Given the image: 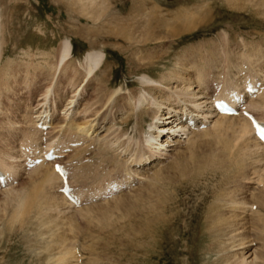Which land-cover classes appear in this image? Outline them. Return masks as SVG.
I'll return each instance as SVG.
<instances>
[{
    "label": "rangeland",
    "instance_id": "rangeland-1",
    "mask_svg": "<svg viewBox=\"0 0 264 264\" xmlns=\"http://www.w3.org/2000/svg\"><path fill=\"white\" fill-rule=\"evenodd\" d=\"M0 24V165H9L10 171L22 176L11 189L0 191V264H264V182L257 179L264 177L263 162L244 170L231 165L214 181H192L195 158L202 159L211 148L202 142L196 147L197 156L189 159L192 135L182 134L172 141L173 146L167 142L159 148L166 155L157 153L154 163L138 169L131 190L76 209L55 199L59 194L43 181L51 165L24 173L17 151L18 132L43 140L30 124L33 114L44 109L45 97L55 99L61 111L82 84L74 98L77 110L88 106L90 114L100 110L99 116L112 121L106 127L117 129L136 150L133 158L128 153V158L122 155L120 160L137 158L143 144L149 148L147 136L157 131L153 126L160 121L147 109V100H138L147 95L142 90L144 74L160 79L180 59L193 56L199 68L206 64L205 78L212 69L216 77L226 72L227 65L236 71L246 62L252 66L264 62V58L256 60L264 55V0H0ZM150 27L158 33L151 35ZM65 39L73 43V57L61 62ZM92 50L104 51L106 61L88 82L82 63ZM117 90L121 96L115 94ZM263 95L264 91L259 94ZM58 116L57 123H63L66 115ZM92 117L82 114L76 120L83 123ZM106 127L99 139L109 134ZM73 130L65 133L73 132L75 140ZM52 131L47 132L49 141ZM99 149L90 147L84 156L91 158L83 157L82 163L73 160V151L76 171L92 173L102 159L96 155ZM106 158L113 160L111 153ZM253 160L257 158L247 162ZM121 167L126 169L123 163ZM105 168L93 174L98 177L103 171L106 180V175L118 171ZM131 170L127 171L134 175L136 171ZM73 171L74 177L83 180L74 167ZM244 200L248 205L239 209ZM225 219L229 222L224 223ZM241 221H247L242 229ZM215 223L222 229L234 227L237 238L214 230ZM242 241L250 247L243 250ZM71 249L73 253L68 254Z\"/></svg>",
    "mask_w": 264,
    "mask_h": 264
},
{
    "label": "bare ground",
    "instance_id": "bare-ground-1",
    "mask_svg": "<svg viewBox=\"0 0 264 264\" xmlns=\"http://www.w3.org/2000/svg\"><path fill=\"white\" fill-rule=\"evenodd\" d=\"M152 28L153 27H150V30H149L151 31L150 32L151 35L158 33L154 31ZM179 31H183V30H179ZM176 32L178 31H175V33ZM190 56H193V55H190ZM1 57H2V37H1V26H0V62H1ZM72 57H73V43L70 39H65L62 41V44H61L60 61L68 62L71 60ZM105 58H106V54L104 51H101V50L89 51L84 56L82 66L85 69L84 70L85 78L86 80L88 79V82H91L92 79H94V77H97L98 72L102 70V67L104 66V63L106 61ZM195 58L196 57L193 56V57H190V58L188 57L187 59H183V60L180 59L178 62H176L177 64L173 67V69H170V71L167 74L162 75L160 79H155L150 74H146V73L142 77L141 79V83L143 85L142 90H144L145 93L147 92L146 93L147 95L143 97H141L142 96L141 95L138 100L139 101L147 100L149 103V106L147 107V109L148 110L152 109L154 111V115L152 117L154 119H159L160 120L159 123H162V124H159L158 122L154 124L153 127L156 128L157 131H153L149 133L150 135L147 136V140H146V142L151 143L149 148H147V145L143 144V146L145 147L141 148L142 151H141L139 159H135L133 161H135L137 164L143 163L145 165L147 161L151 162L155 159V157L158 158L157 153H159V155L161 156L162 154L166 155V153L164 152H159V148L164 147V145H166L167 142H168L167 146L171 147L174 145L172 144L173 143L172 141H178L179 140L178 137L180 135L182 136V134H185L189 137L191 134L192 136H190L189 138L190 143L188 146H189V150L192 156H190L189 159H193L197 156L198 150L196 147L200 148L201 144L203 143L208 144L209 148H211L209 153H206V152L203 153L204 156L201 153V155L203 156L202 159L195 158L196 165L194 166L195 172L191 178L192 181H201L202 179L206 180V182L211 181V180L214 181L216 179V176L219 173H222L226 168H228L231 165H236L239 170H244L246 167H249V166L256 167L258 166V163L260 164H262V162L264 163V144L256 137L251 122L243 116H225V115L220 116L214 113L212 109L213 107L211 105V97L213 95L211 92H208V89H210L211 87L210 82L207 84L208 80L206 81V78L208 76H206L205 78V75L203 73L204 70L202 69L206 67V64H204V66H201V68H199V66H197L199 65V63L198 62L194 63ZM262 58H264V55L263 56L259 55L257 56V59L256 58L255 59L259 61V59H262ZM148 63L150 64L153 62H148ZM208 63H211V62H208ZM258 63L260 64L258 65ZM258 63H256L254 66H251L252 70L255 71L252 74H255V75L263 74L262 72H264V62H258ZM193 68L196 70H194ZM241 71H243L242 68L239 70V73ZM239 81L240 79L237 77H232L231 79H228V77H226V79L223 82L225 84L227 82H230V83H227L228 85H230L228 87L239 89L238 91L245 93V89H243V87L241 88ZM205 82H206V85H204ZM81 85L82 84H80L76 88L75 93L71 96V98L68 99L67 103L64 105L63 109H61V111L58 108L59 104L56 102L55 99H52V100L49 99L51 100L50 102L48 100V97H45V101L41 103V106L44 109L40 108V111L37 115L33 114V118L30 124L34 126L36 132L40 131L39 129H37V126H38V122H40L41 120L43 123L50 125V127L53 129L52 133L56 131L58 132V134H61L65 128L66 130L64 131V133L68 130V128L71 130L74 129L73 131L76 133L77 138L72 141H75V142L84 141L82 145L78 146L74 150L76 153L73 156L74 158L73 160L77 161V163H82L79 160L82 159L83 157L91 158V156H84V155H86L87 152L90 150V146L92 144H96L97 139L95 138V136L99 135V132L104 130L107 124H109L111 121V119L110 118L108 119L106 115L99 116L98 114L100 113V110H97L95 113L93 112L94 114H90L92 109L89 106L84 107V109L82 110H77L78 103L75 102L76 100L74 98L77 96L76 95L77 91L80 89ZM262 92L263 91H261V89L258 90V94H261ZM116 93L118 96H121L122 94L121 92L119 93L118 90L115 92V94ZM220 95L226 97L227 91L220 93ZM173 97L174 99H176V97L180 99L179 105L177 103H174V99H172ZM250 97H251V100L255 99L253 95H251ZM259 97L260 99L258 100H254V101L249 100L248 104L252 111L261 112L263 116L259 118L264 119V95L259 96ZM118 102L116 103L118 104ZM162 108H165V110L167 111L164 112L165 110H163L162 112ZM51 110L53 111V113H51ZM122 110L123 108L119 109V111H122ZM57 111L59 113H62V115L63 114L66 115L64 116L66 118L61 116L62 118L65 119L64 122L61 124H58L59 122L55 123L53 119L54 115L58 116L56 115ZM82 114L84 115V117L88 115L89 116L92 115L93 116L92 120H86L83 123L77 122L76 116H79ZM185 116H186V120L184 119ZM202 118L209 120V123L200 121L202 120ZM214 118L216 120L214 121L213 126H211ZM189 119L196 121L195 124L191 125L190 123H188ZM100 120H103L101 126H99ZM29 128H31V126ZM112 128L113 127L111 126L106 127L108 132L109 131L110 132L109 134H107V136L105 135L106 136L105 140L100 139L103 142L101 141L102 145H99L100 149L96 152V155L101 156L102 159L100 160V162L97 161L96 164L93 163L96 166H94V168L91 169L92 173H89V172L82 173L81 172L82 169H79L78 171H76L77 166H74L75 174H78L80 178H83L82 181H84V183L89 184V186H86V189L84 190L88 194L87 193L84 194V197L92 199L91 203L94 202V199L96 197H102V195L105 196L106 194V193L104 194L103 191H101L100 189L96 188L98 184H100L102 181H105L104 176L102 175V172L104 171L103 168H105L108 163H114V161L116 160L119 166L115 164L117 167H114L113 169L116 170L118 168V171H119V168L122 165L119 158L122 155V152L124 151L123 149H127L128 151L134 150L132 149V145L130 144V142L128 143L125 140H123L122 139L123 135L120 136L117 133V129L112 130ZM58 134H55V135L52 134V136L50 135L51 136L50 142H52L51 140H53V137H56ZM23 135L25 136L26 139H29L28 137H31L34 143L36 144L39 143L40 139L30 136L28 132H25ZM46 135H47V132H46ZM62 135H60V137ZM206 136H209L207 140H203L202 138H200V137H206ZM47 137L49 136L47 135ZM89 138L91 140H89ZM198 138H200L201 140H199ZM121 139L123 140L122 145L117 147L118 146L117 142ZM152 140L154 142H151ZM126 145L128 146V148H125ZM95 151L96 150L91 151L90 155H92V153L95 154ZM109 153H111V159H113L114 161L113 160L111 161L110 158H106ZM250 157H253L254 159L257 158V160H253L252 162H247V159ZM9 159L14 161L13 159H15V157L14 158L11 157ZM19 162L22 167L23 164L20 158H19ZM50 165H51L50 171L48 173L43 174L44 175L43 181L45 183L50 184L49 185L51 186L49 189L50 191L51 189L53 190L55 189L54 192L56 194H59L58 196H53L55 197V199L56 198L61 199V201L65 205L75 208L63 197V195H61L59 191V188L61 186L60 177L58 176L57 173L54 172L53 164H47L46 166H50ZM4 166H7V165L5 164ZM123 166L125 167L124 164ZM7 167L5 168L3 167V165H0V170L2 169L6 172H9L10 177L17 176L13 171H10L9 169L10 167L8 168ZM39 167H43V165L42 166L40 165L37 168ZM121 168H122V172L123 170H125L126 172L130 170V172L133 173V171L131 170L133 169V167L130 168L129 166H126V169H123V167ZM185 168H186L185 166H182L183 170H185ZM99 169L101 170L103 169V171L99 175L100 178L99 176L97 177L98 174L97 175L93 174L99 171ZM86 170H90V168H87ZM22 171L25 173L24 170ZM130 172H128L126 176L129 180H132L134 176ZM73 174H74V171H73ZM158 174H160V172H158ZM19 177H22V176H19ZM245 178H248V177H245ZM257 179H259V182H264L263 176H259ZM11 186L8 187V189H11ZM201 186L203 185H200L199 187ZM94 188H96V190ZM8 189L6 188L5 190H8ZM2 190L0 191L2 192ZM219 198L220 196L217 199ZM254 204H251V205H254ZM245 205H248V202L244 200L242 201L241 206L240 207L238 206V207L239 209H243V208H246ZM79 208H83V207H79ZM79 208H76V209H79ZM236 208H233V209H236ZM243 218L244 217H242L241 219ZM233 221L235 222V220ZM228 222H229L228 219L224 220V223H228ZM246 224H247V221L246 222L241 221L239 224V227L242 229V227H245ZM213 225L215 226L213 228L214 230H217V231L219 230L220 233L224 231L226 234H229V235L232 234L231 239L237 238L236 233L233 235V232L236 231L234 227L233 229H228V228L222 229L219 223H215ZM240 233H242L241 237L245 239V236H244L245 232L241 231ZM240 245L244 246L243 250L250 247V245L246 241H242ZM71 253H73L72 249L71 251L68 252V254H71ZM67 255H65L64 257H66ZM244 260L247 261V258L245 257Z\"/></svg>",
    "mask_w": 264,
    "mask_h": 264
}]
</instances>
